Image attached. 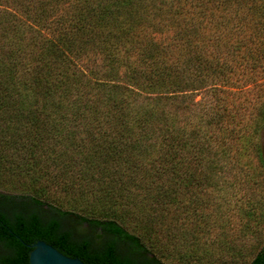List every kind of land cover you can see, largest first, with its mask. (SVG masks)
I'll list each match as a JSON object with an SVG mask.
<instances>
[{
    "label": "trees",
    "instance_id": "trees-1",
    "mask_svg": "<svg viewBox=\"0 0 264 264\" xmlns=\"http://www.w3.org/2000/svg\"><path fill=\"white\" fill-rule=\"evenodd\" d=\"M182 2L0 0V181L26 187L0 192V264H30L39 239L88 264H168L179 248L148 243L154 222L238 142L264 171V0ZM254 86V109L231 95Z\"/></svg>",
    "mask_w": 264,
    "mask_h": 264
},
{
    "label": "rangeland",
    "instance_id": "rangeland-1",
    "mask_svg": "<svg viewBox=\"0 0 264 264\" xmlns=\"http://www.w3.org/2000/svg\"><path fill=\"white\" fill-rule=\"evenodd\" d=\"M185 2H188L185 7L191 4L189 0H183L182 4ZM259 88L262 87L254 86L248 92L238 91L231 95L240 96L241 101H245L247 96L245 104L254 109L258 107ZM209 96L202 91L195 95V100L202 97L206 100ZM241 147L242 142H238L232 148L235 155L231 156L234 158L215 173L214 183L204 190L188 194L182 205H172L164 213L162 221L165 224L154 222L158 232L152 231L148 243L171 241L179 248L176 251L180 255L162 257L168 264H250L256 251L264 244V171L258 166L251 148L237 157L242 152ZM25 191L26 187L15 179L0 181V192ZM178 213L187 217V223L182 227L176 221ZM196 224H201L202 231L195 232ZM126 226L130 230L144 232L143 224L135 220H128Z\"/></svg>",
    "mask_w": 264,
    "mask_h": 264
},
{
    "label": "water",
    "instance_id": "water-1",
    "mask_svg": "<svg viewBox=\"0 0 264 264\" xmlns=\"http://www.w3.org/2000/svg\"><path fill=\"white\" fill-rule=\"evenodd\" d=\"M31 246L30 264H88L78 257L64 254L43 239L37 240Z\"/></svg>",
    "mask_w": 264,
    "mask_h": 264
},
{
    "label": "flooded vegetation",
    "instance_id": "flooded-vegetation-1",
    "mask_svg": "<svg viewBox=\"0 0 264 264\" xmlns=\"http://www.w3.org/2000/svg\"><path fill=\"white\" fill-rule=\"evenodd\" d=\"M0 251H1L2 253H4L5 249L1 247V248H0Z\"/></svg>",
    "mask_w": 264,
    "mask_h": 264
}]
</instances>
